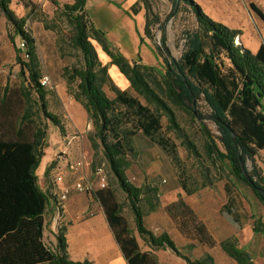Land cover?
I'll use <instances>...</instances> for the list:
<instances>
[{"label": "trees", "instance_id": "obj_1", "mask_svg": "<svg viewBox=\"0 0 264 264\" xmlns=\"http://www.w3.org/2000/svg\"><path fill=\"white\" fill-rule=\"evenodd\" d=\"M142 2L148 12V0ZM52 3L67 21V41L81 59L79 66L63 68L66 83L68 87L75 84L73 97L82 105L93 124L94 131L89 136L92 149L101 150L110 173L125 194L137 233L151 249L169 248L186 264H216L207 252L191 259L179 252L166 232L156 235L145 226L142 207L146 205L151 211L156 209L157 188L145 189L128 180L125 172L129 166L127 156L133 152L132 139L138 133L176 156L175 146L161 133V116L164 115L167 129L181 135L173 105L198 120L205 138L207 160L218 163L233 179L250 187L264 206V176L255 162L257 152L264 149V43L251 52L242 44L235 43V38L240 35L238 29L213 20L194 0H173L174 5L184 3L189 6L197 27L185 31L180 57L171 61L166 58L164 71H160L136 61L131 64L110 43L106 33L90 21L85 8L86 0H73L61 5L52 0ZM9 4L10 0H0V11L14 32L9 39L13 43L15 36H19L24 49H20L23 55L16 51L15 56L20 85L11 87L8 80L0 85V162L18 144L30 146L33 161L24 180L0 182V264H90L87 259H70L64 228H59L56 233L53 247H47L43 241L48 196L39 186L35 171L44 155L45 122L62 133L64 126L59 116L47 108L48 91L39 81L41 75L35 39L25 27L26 18L18 17ZM32 4L27 2L25 6L29 8ZM253 8L264 19V14ZM144 34L151 38L147 16ZM90 39L95 40L109 57L107 63L100 61ZM109 65L118 68L130 87L147 104L112 82L108 75ZM104 84H108L114 93L112 98L103 90ZM32 93L36 97L33 101ZM199 100L204 101L219 135H213L203 123L204 115L198 110ZM34 103L37 104L35 107ZM149 105H153L154 109ZM184 141L187 149L198 155L196 146L187 138ZM247 160L251 163L250 170ZM241 164L252 183L247 182ZM50 167L51 164L45 169L46 176ZM207 184L210 183H204ZM181 187L186 195L197 190L186 184ZM225 191L228 199L231 198L229 186L225 185ZM92 193L103 207L106 222L126 263L158 264L153 253L139 248L136 237L121 214L122 204L114 193L103 188ZM165 209L178 231L191 240L186 245L188 250L196 244L215 246L216 242L204 223L182 197L167 204ZM221 212L237 223L240 221L239 214L230 203H224ZM252 230L264 239V223L259 219L255 220ZM218 244L236 264H252L249 254L237 245L235 237L225 238Z\"/></svg>", "mask_w": 264, "mask_h": 264}, {"label": "rangeland", "instance_id": "obj_2", "mask_svg": "<svg viewBox=\"0 0 264 264\" xmlns=\"http://www.w3.org/2000/svg\"><path fill=\"white\" fill-rule=\"evenodd\" d=\"M33 1L35 2L10 0L9 7L15 14L20 11L18 14H23L26 18L25 27L35 39L41 78L42 75H47L51 81V87H46L48 91L47 108L59 116L64 126L62 133L51 123L45 122L46 136L43 140L45 159L52 158L54 149L53 158L48 164V166L51 164L48 175L43 173L38 182L48 196V206L44 213L43 241L45 245L53 247L56 242V233L59 228H64L69 257L72 259L77 257L74 251L80 233L84 234L86 243H91L98 232V235L101 234L99 238H109L112 241L111 245H107L106 263L98 260V253L95 249L86 251L83 259H88L90 264H110V261L122 256L117 244L113 241L112 231L106 222L103 207L91 191L71 189L64 200L63 207H59L58 210L54 206L53 193L59 187L70 186L71 183L67 175L61 185L57 186L53 182L55 174L59 170L65 173L67 163L82 159L84 165L81 172L86 178L95 177V168L102 169V174L106 176V185L103 189L112 191L117 201L122 204L121 214L136 237L139 248L142 251L153 253L158 264H186L169 248L151 249L137 233L125 194L110 173L101 150L92 149L89 136L94 131L93 124L89 121L82 105L73 97L75 84L68 87L63 74L64 67L79 66L81 61L79 53L72 49L67 41L69 25L52 0L49 2ZM27 2L33 4L26 8ZM228 2H235L242 8L252 21L253 33L264 43V19L253 8L259 9L264 14V0H228ZM143 3L142 0H87L85 8L93 25L102 29L110 43L130 62L134 60L164 71L165 59L171 61L180 57L184 49V33L186 30L195 29L197 22L189 6L184 3L174 5L173 0H148L150 6L148 12ZM146 16L149 21L151 38L144 34ZM2 17L4 16L0 11V26H2ZM113 32L120 35L116 41L108 37V34H113ZM18 39L19 36H15L11 45L16 51L22 53L16 45ZM90 41L100 61L103 64L107 63L109 57L101 50L100 45L93 39ZM238 42L241 44L240 35L235 38V43ZM250 42H254L253 39H250ZM18 72L19 65L14 58V61L8 62L5 68L0 67V82L3 83L6 77L11 87H18L20 85ZM108 75L118 88L128 91L131 95L138 97L143 104H147L130 87L128 80L115 65L108 66ZM102 88L108 97L114 96L108 84H104ZM31 99L32 101L36 99L33 93ZM36 105L34 103V107ZM149 107L154 109L153 105ZM172 108L181 128V135L167 129V119L164 115L161 116V133L175 146L176 156L173 152L162 149L141 133L133 137V152L127 156L129 166L125 172L128 180L135 186L145 189L147 187L157 188L158 206L156 209L151 211L146 205L142 207L145 226L156 235L166 232L176 244L179 252L191 259L199 258L207 252L213 256L216 264H236L218 244L225 238L235 237L237 245L249 254L252 264H264V239L261 234L254 233L252 230L256 219L264 223V206L257 200L250 187L233 179L218 163L207 160L204 154L205 138L198 120L173 105ZM198 110L204 115L203 123L211 133L219 135L216 124L208 116L209 112L203 100H199ZM35 119H37L36 116ZM89 122L90 128L87 129ZM70 137L72 139L69 141ZM185 138L196 146L198 155L187 149L184 143ZM63 148L67 149V153L60 160L58 155ZM255 162L264 176V149L257 152ZM246 165L250 170L249 160L246 161ZM204 183L210 184L204 185ZM182 184L197 188V190L186 195L181 187ZM225 185L232 190L229 199ZM178 197H182L189 203L215 240V246L207 247L196 244L191 250L186 248L191 240L178 231L165 209L167 204L176 201ZM224 203H230L239 214L238 223L233 221L228 214L221 212ZM91 222L96 229L86 227ZM101 226L102 229L99 230Z\"/></svg>", "mask_w": 264, "mask_h": 264}, {"label": "crops", "instance_id": "obj_3", "mask_svg": "<svg viewBox=\"0 0 264 264\" xmlns=\"http://www.w3.org/2000/svg\"><path fill=\"white\" fill-rule=\"evenodd\" d=\"M55 1L59 3V5H61L63 3H72L73 0H55ZM194 1L197 4H199L201 9L204 11V13L207 14L213 20L220 22L231 29H238L240 31V40L243 47L249 49L251 52H255L258 49L262 41L259 40L257 35L253 33L254 30L252 26V21L246 16L242 8L236 5L235 2L229 3L228 0H194ZM30 2H35V1L30 0ZM18 13H16L18 17L23 16V14H18ZM253 19H255L254 16ZM1 24L2 26H0V67L5 68L8 62L12 63L14 61V58L16 56V50L14 49V47H12L9 39V35H14L12 26L6 21L5 17H2ZM119 36L120 35L116 32H113V34L110 35L108 34V37H112L113 40L115 39L114 41L118 40ZM250 39H253L254 42H250ZM6 81L7 79L6 77H4V82L3 83L0 82V85H4ZM44 148L45 145L43 147V152H44ZM53 154H54V149H53ZM53 154H52V158H53ZM52 158L45 159V154L42 156L40 163L35 171L38 178V182L39 179L41 178V175L44 173L46 167L52 160ZM32 161H33V157L31 155L30 146L24 144L16 145L13 148V150L8 154V156L0 162V182L24 180L29 175V167ZM68 176H69V180L73 178L70 175ZM60 185L61 183L57 184V186ZM86 227H91L92 229L93 228L96 229V227L93 225L92 222ZM101 229L102 226L99 228V230ZM100 235H98L97 232V236H94L93 241L91 243H86L84 234L80 233V236L78 238L79 241L74 251L77 257L72 258V260L82 261L84 260L83 254H85L86 251L95 249L97 250L98 253L97 254L98 260H100L101 262L104 261L103 263H106L105 259L108 256L107 245H111L112 241L109 238H101V237L99 238ZM113 241L116 243L115 239ZM122 257L123 256L118 258L116 257L115 259L110 261V264H127L124 258Z\"/></svg>", "mask_w": 264, "mask_h": 264}, {"label": "built area", "instance_id": "obj_4", "mask_svg": "<svg viewBox=\"0 0 264 264\" xmlns=\"http://www.w3.org/2000/svg\"><path fill=\"white\" fill-rule=\"evenodd\" d=\"M44 2H49L51 0H43ZM237 38V37H236ZM17 47L20 48L22 51L24 49L23 42L18 39L16 43ZM40 84L44 87H51V81L50 78L47 75H42V78L39 79ZM87 129L90 128V122L87 124ZM72 139V137L69 138V141ZM67 153V149L63 148L60 150V153L58 155V158L61 160L63 157H65ZM83 161L82 159H76L72 163H67V166L65 168V173L59 170L53 178V182L57 185L64 181L65 174L70 175L73 178L71 179L70 186H62L59 187L53 194V201L54 206L59 210V207H63L64 200L67 198V195L69 194V191L71 189L76 191H94L98 188H103L106 185V176L102 174L101 168H95L94 175L92 179L86 178V176L81 172L83 168ZM96 184V185H94Z\"/></svg>", "mask_w": 264, "mask_h": 264}, {"label": "water", "instance_id": "obj_5", "mask_svg": "<svg viewBox=\"0 0 264 264\" xmlns=\"http://www.w3.org/2000/svg\"><path fill=\"white\" fill-rule=\"evenodd\" d=\"M238 43H239V42H238ZM134 62H135L134 60H131V64H133ZM215 120H217V119H215ZM217 121H218V120H217ZM241 165H242V168H243V171H244V174H245V177H246L247 182H248V183H252V179H251V177L247 174V171H246L244 165H243V164H241ZM254 190H257V188H254Z\"/></svg>", "mask_w": 264, "mask_h": 264}]
</instances>
